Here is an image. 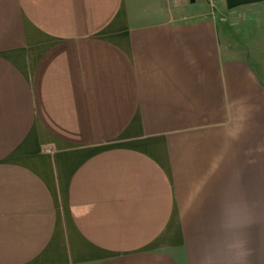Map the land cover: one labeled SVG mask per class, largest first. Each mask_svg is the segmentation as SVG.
Here are the masks:
<instances>
[{
  "label": "crops",
  "instance_id": "crops-1",
  "mask_svg": "<svg viewBox=\"0 0 264 264\" xmlns=\"http://www.w3.org/2000/svg\"><path fill=\"white\" fill-rule=\"evenodd\" d=\"M264 264V0H0V264Z\"/></svg>",
  "mask_w": 264,
  "mask_h": 264
},
{
  "label": "clouds",
  "instance_id": "clouds-1",
  "mask_svg": "<svg viewBox=\"0 0 264 264\" xmlns=\"http://www.w3.org/2000/svg\"><path fill=\"white\" fill-rule=\"evenodd\" d=\"M248 249L243 240L233 239L215 254L206 257V264H246Z\"/></svg>",
  "mask_w": 264,
  "mask_h": 264
}]
</instances>
